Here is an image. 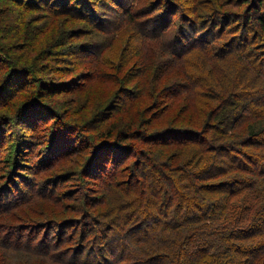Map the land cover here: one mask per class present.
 Segmentation results:
<instances>
[{
    "label": "trees",
    "instance_id": "16d2710c",
    "mask_svg": "<svg viewBox=\"0 0 264 264\" xmlns=\"http://www.w3.org/2000/svg\"><path fill=\"white\" fill-rule=\"evenodd\" d=\"M0 1L24 8L23 14L38 9L81 20L92 34L87 50L92 55L110 47L105 37L113 26L109 14L121 7L128 22L145 32L157 70L151 87L136 85L124 95L143 101V116L170 109L172 103L161 95L170 98L183 91L189 109L190 94L196 96L195 116L185 111L166 121L160 132L144 119L119 136L110 131L111 145L101 146L83 176L105 171L106 163L116 168L124 156L134 155L116 168L113 181L104 180L98 200L84 195L78 208L68 202L77 201L68 195L75 184L38 178L26 182L18 174L23 179L19 184L1 180L0 170V232L10 250L35 257V263L25 258L24 264H264V0H150L138 7L134 4L139 0H129L125 7L121 0ZM174 15L178 20L173 22ZM1 42L0 58L5 55ZM91 59L98 61L87 57ZM162 61L166 63L159 68ZM88 64V79L101 81L96 65ZM31 71L7 67L0 83L2 104L12 101L7 88L19 87L34 75ZM122 81H127L124 76ZM53 83L50 79L44 85ZM14 136L10 167L26 153L23 147L32 144L18 131ZM167 137L173 138L163 143ZM129 138L149 144L148 149L126 143ZM8 141L4 152L10 150L4 146ZM73 144L72 138L56 140L54 134L49 148L37 149L30 159L45 164L49 149L55 155ZM32 145L35 149L39 144ZM62 172L60 177L67 173Z\"/></svg>",
    "mask_w": 264,
    "mask_h": 264
},
{
    "label": "rangeland",
    "instance_id": "374dc122",
    "mask_svg": "<svg viewBox=\"0 0 264 264\" xmlns=\"http://www.w3.org/2000/svg\"><path fill=\"white\" fill-rule=\"evenodd\" d=\"M149 1L139 0L134 6L148 5ZM121 2L125 7L129 0H121ZM121 9V7L113 8L109 14L113 26L107 29L109 33L105 37L107 42L111 41L110 47L92 55L90 51H87L91 46L92 34L91 31H87V27L81 20H73L64 14L50 16L51 12L38 9L29 10L23 14L24 8H16L10 2L0 1V38H4L0 42L3 44L5 55H7V57L5 55L1 57L5 61L0 63V83L4 80L7 67L10 65L34 71V75L23 79L19 87L7 88V91L10 92L11 103L2 104L3 101H0V122L10 121L9 124H0L1 132L2 129L4 130L3 138L0 141L2 143L0 145L2 146L0 149V170L4 172L1 173V180L14 179L17 183L22 184L20 182L23 179L26 182L28 180L34 182L38 178L39 182L65 181L63 184L67 186L75 184V187L69 186L71 190L68 195L76 198L77 201L68 200V202L71 206L78 208L80 204L77 202H84L82 201L84 195L89 201L98 200L101 197L104 180L113 181L112 174H115L116 168L129 162L134 155L124 156V160L121 164L120 162L116 164V168L113 166L109 169L110 164L106 163L105 171L98 170L97 174L84 177V168L94 161L101 146L111 145L112 140L107 139L110 131L115 136H119L118 133H126L129 128L135 130L136 122L144 119V121L151 120L152 131L160 132L165 129L166 121L170 122V118H181L185 115V111L188 112L186 113L188 117L193 114L195 116L192 108L196 96L190 94L191 108L189 109L186 106L187 101L183 99V91L172 94L173 97L170 98L169 95H161L165 103H172L167 112L158 110L144 116L143 101L139 97L130 101L129 97L124 95L126 93L123 91L127 92L129 88L132 89L136 85L151 87L150 79L157 74V70L154 67L156 66L155 57L150 58L152 52L150 53L148 38L143 36L145 32H141L137 24L129 23L126 14L122 13ZM177 20V15H174L173 22ZM20 24L22 25L20 33L23 38L20 33L18 34ZM120 25H122L121 28L115 32V27ZM23 29L26 34L23 33ZM92 32L95 35L94 28H92ZM69 53L70 56H68ZM87 57L98 58V61L94 59L89 61ZM88 62L96 65V68L101 72V81L88 79V73H92ZM165 63L162 61L158 67L162 68ZM176 73L177 71L173 74ZM123 76L127 81H122ZM50 79L54 83L49 86L44 85L45 81L48 82ZM121 87L123 88L120 89ZM172 87L173 84L167 88ZM41 88L44 90L41 91ZM4 102L8 103L5 99ZM18 109L21 112H18ZM24 114L26 116L22 118ZM16 122H18L17 127H15ZM5 124L6 127H4ZM17 131L32 141V144L38 143L39 145L35 149L32 144L23 147L26 153L17 166L10 167L12 159L8 155L13 149V144L12 146L9 144L15 138L14 132ZM54 134L56 140L70 137L74 144L70 148L61 147L60 149L65 150L62 149L59 154L55 153V155L49 154L51 152L49 149L45 156L46 163L39 165L34 157L37 154V149L49 148L51 137ZM7 138L10 140L8 141ZM170 138L173 137L164 138L163 143H169L167 140ZM128 140L126 143L139 144L142 148L148 149L149 144L136 141L133 138ZM5 141H8L4 144L6 150L9 147L10 150L4 152L2 150ZM161 144L156 143L157 148H162ZM63 152H67L66 157L58 159ZM32 153L34 156L30 159ZM20 163L26 166L21 167ZM5 167L7 169H4ZM63 170L67 173L60 177ZM18 174L23 176L22 180ZM80 174L82 178H76ZM74 191L76 193L71 195ZM78 196H80L79 199ZM37 200H41V198L35 199V201ZM3 209L4 207L0 209V223H4ZM92 209L94 210V207ZM6 219L9 218L6 217ZM15 236L16 234H13V237ZM1 239L4 241L2 232H0V259L6 260L4 264H24L23 259L27 257L22 256L15 249L10 250L7 242L4 241V243ZM33 258L35 257H28V262L35 263L36 259Z\"/></svg>",
    "mask_w": 264,
    "mask_h": 264
}]
</instances>
